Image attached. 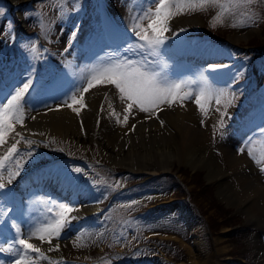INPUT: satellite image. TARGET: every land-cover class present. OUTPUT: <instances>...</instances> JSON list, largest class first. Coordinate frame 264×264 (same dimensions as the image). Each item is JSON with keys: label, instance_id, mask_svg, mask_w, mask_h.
<instances>
[{"label": "rangeland", "instance_id": "rangeland-1", "mask_svg": "<svg viewBox=\"0 0 264 264\" xmlns=\"http://www.w3.org/2000/svg\"><path fill=\"white\" fill-rule=\"evenodd\" d=\"M137 3H140L138 10H143H137L132 15L131 8ZM149 5H153L155 10L152 0H42L36 3L23 12L31 37L13 34L10 21L0 30V88L11 91L14 84H22L23 77L34 65L35 76L40 78L36 85L37 91L28 96L25 107L37 110L49 105L47 102L44 105L48 92L45 85L54 75L66 81L60 85V92L54 102L67 100L81 85L86 87L87 79L95 70L107 66L111 57L140 59L138 55L124 51L135 39L132 33H126L121 40H116L112 39L109 29L114 24L116 30L112 32L120 33L119 21L126 22L127 19L128 24H132L134 17ZM120 8L127 11L123 13L125 16H117L122 20L112 13L114 9ZM2 16L4 12L0 18ZM173 18L187 21H179V25H176L177 20L173 21ZM170 21V29L179 26L190 36L209 37L229 46L264 47V0H251L239 6L232 0H217L216 3L200 6V0H197V10L181 12ZM142 24L147 28L149 21L144 20ZM77 26L79 30L73 48L65 53L69 36ZM148 32L151 34V29ZM24 44L38 47L37 59H32L30 53L22 47ZM195 46L197 43L192 47ZM202 46L218 47L213 42H204ZM80 47L83 48L78 52ZM159 52L158 57L147 55L150 70L160 73L169 82H192L183 91L197 92L202 76H206L217 89L226 85L213 82L210 76L218 80L223 78L233 85L220 105L213 99L206 106V114L195 103V95L183 103L176 101L171 105L161 104L148 114L140 112L138 108L133 109L140 113L141 118L146 116L142 119L154 120L163 130L162 133L166 134L161 142L146 140L143 145L139 142L140 157H167L172 161L171 170L176 169L175 176L159 174L137 183L143 176L136 177L126 172L121 161L109 158L94 135L86 137L85 147H80L74 139L70 140L62 134H43L40 141L22 133L25 140L34 142L31 148L24 140L17 145L24 160L28 161L22 172L29 165L46 160V164L60 169L64 175L76 176L77 182L84 185L86 191L100 196L98 210L101 211L86 219L76 236L69 241L62 240L63 258L47 264H190L201 261L202 255L205 256V264H264V193L261 192L264 191V135L261 134L262 127L258 126L264 117V53L253 56L251 53L231 52L232 63L223 65L216 72L209 71V76L200 66L182 65L173 68L165 59L162 48ZM252 71L255 74L250 75ZM253 75L256 82L252 80ZM112 86L105 84L90 89L84 94V97L87 96L85 103L100 104L101 107L108 100L106 94L108 98L111 90L115 91L113 99L116 102L120 94ZM228 100H231L230 104ZM122 102L125 106L129 103L126 100ZM180 110L191 113L194 117L193 128L196 126L202 130L205 133L204 139L191 136L183 144L177 143L181 139L176 136L175 124L172 125L168 118ZM221 112L227 115L222 117ZM76 115L74 118L83 134L84 126L82 129L79 122L81 113ZM99 118L94 113L92 121L95 125L100 124ZM221 119L224 120V127L220 126ZM109 126L113 128L114 124ZM15 139L19 140L20 137L13 138V141ZM146 142L154 143V148H147ZM1 149L4 150L3 147ZM241 149L244 151L241 152ZM29 150L35 154L31 159L25 155ZM249 150L253 155H249ZM206 152L207 159L214 158L213 163L216 161L225 173L222 183L218 179L207 180V168L195 164ZM65 156L86 159L90 170L86 172L80 166L62 162L59 157ZM242 157L246 160L245 164H234L237 161L234 158ZM76 167L83 172L73 173L71 169ZM4 192H8V188ZM84 202L81 199L78 203ZM0 207L9 209L2 195ZM22 208V215L34 216L38 221L50 219L55 212L49 211L53 205L43 197H27ZM8 215L12 216L10 212ZM92 219L96 222L94 226L89 225ZM16 222L22 227L27 226L26 231L34 230L26 222ZM6 223L10 225L11 221ZM192 227L196 228L198 235L192 234ZM9 232L14 233L10 227H3L0 234V243L5 247L8 244L7 238H10ZM13 235L10 239H13ZM32 239L30 243L42 247L40 240ZM44 245V252L47 253L48 243L44 242ZM198 250L202 253L201 258L197 256ZM15 258L11 253L0 252L3 264H12Z\"/></svg>", "mask_w": 264, "mask_h": 264}, {"label": "snow or ice", "instance_id": "snow-or-ice-1", "mask_svg": "<svg viewBox=\"0 0 264 264\" xmlns=\"http://www.w3.org/2000/svg\"><path fill=\"white\" fill-rule=\"evenodd\" d=\"M216 2L217 0H200V6H207V4ZM232 2L239 6L243 3H250L251 0H232ZM152 3L155 4V10L149 6L134 17V22L129 31L134 35L135 39L124 49L125 52L138 55L140 59L111 57L107 66L100 70H95L91 77L87 79L86 87L81 85L79 89L72 92L67 100L63 101L74 113L79 115L80 111L86 107L85 93L89 92L90 89L105 84L113 85L118 90L120 99L129 102L125 109L126 114L123 116L124 123H127L129 114L134 108H138L140 112L148 113L158 108L161 104L171 105L176 101L183 103L185 100H191L193 95H195V103L201 112L206 114V106L213 99L217 105H220L221 100L229 95V86L217 89L209 83L206 76H202L201 86L197 92L193 93L191 90L183 91L192 82H169L162 78L160 73L150 70L147 55L153 57L160 55L159 50L166 44L168 39L165 33L171 31L169 21L172 17L184 11L197 10V0H152ZM0 15H3V10H0ZM144 20L149 21L147 28L143 27L142 22ZM148 29H151V34H149ZM78 30L77 26L76 30L71 32L68 45L64 49L65 53L73 48ZM180 31L185 30L181 29ZM173 35H178V33H173ZM22 47L30 53L33 60L38 58L39 49L37 46L24 44ZM209 67L210 71L216 72L220 67L224 66L211 65ZM34 76L35 67L33 65L23 77L22 84H14L11 91H5V89L0 88V97H3V99H0V147L5 149L4 153L0 154V195L20 175L24 165L28 162L24 160L17 145L24 140L31 148L34 143L31 140H25L22 133L16 131L17 124L23 126L28 96L37 91ZM45 87L57 90L60 87L59 76H52ZM69 100L71 101L70 103ZM228 103L230 104L231 100H228ZM74 105H79V107ZM101 111H103V105L101 106ZM112 114L118 118V114L114 110ZM226 115V112H221L222 117ZM219 123L221 127H224L223 119ZM161 124L163 125V121H161ZM81 128L83 129V122H81ZM132 129H135V125L132 126ZM13 133L20 139L9 145L8 139ZM261 134L264 135V130H262ZM40 135H43V133H40ZM243 151L244 149H241V152ZM25 155L31 159L35 154L29 150ZM249 155H253L251 150H249ZM13 168L15 169L14 171L12 170ZM71 171L76 174L83 172L78 167L71 169ZM5 172L7 173L6 181ZM133 203L136 202L133 201ZM56 207L59 211H55L49 221L28 234H24L21 226L8 215V212L11 211L10 209L6 210L0 207V226L10 227L15 230V237L8 242L7 247L0 243V252L11 253L16 257L12 264H34L37 257L44 258L41 248L29 242L33 237L42 243L47 242L50 245L49 251L59 249L58 244L53 245V239L58 240L63 231L71 227L74 220L79 219L78 216L72 215V213L78 212L79 209L64 203H59ZM49 211L53 210L50 209ZM9 220L11 221L10 225L6 223ZM3 227H0V234L3 232ZM17 245L19 247H16ZM0 264H3V261H0Z\"/></svg>", "mask_w": 264, "mask_h": 264}, {"label": "bare ground", "instance_id": "bare-ground-1", "mask_svg": "<svg viewBox=\"0 0 264 264\" xmlns=\"http://www.w3.org/2000/svg\"><path fill=\"white\" fill-rule=\"evenodd\" d=\"M139 4L140 3H137L131 8L132 15L134 13H136V11L138 10ZM154 7H155V5H154ZM141 10H143V9H141ZM126 12L127 11L123 8H120L119 10L114 9L112 11V13L116 17L117 16L120 17L123 13H126ZM132 15H130V17ZM127 17L129 20V16H127ZM118 19L122 20V18H118ZM123 19H125V18H123ZM175 20H177L176 25H179V24H177L179 21L180 22L187 21V20H184L182 18H177V19L173 18V21H175ZM131 21H133V20H131ZM170 22H172V21H170ZM132 24H131V22L128 24L127 19H126V22H120L119 21L118 22V26H119L118 31L120 32V34L122 36H124L126 33H130L129 35H131V32L129 31V29L131 28ZM172 25H174V24L172 23ZM121 26H123V27H121ZM180 30L181 29H176L175 32L178 33V35L173 36L174 38H179L180 33L187 34L186 31H180ZM172 31L165 33V36L170 38L172 35ZM167 42H168V40H167ZM168 45H169V43H168ZM186 45H188V43H185V45H183V51H184V53L187 54L189 51V49H188L189 46H186ZM82 48L83 47H80L78 52ZM197 57H199V56H197ZM101 68H99L98 70H100ZM78 72H80V71H78ZM99 89H101V87ZM114 92H113V90H111L110 93L108 94L109 95L107 98L108 100L105 102V104H103V111H101V107H100L101 112H100V115H98V116H100L99 119H101L100 124L98 123L100 128H98L99 127L98 124L95 125L94 124L95 122L93 123V121H92V120H94V110L96 109V107H95L96 104H92V103L89 104L88 103V104H86V107L81 110V114L83 117V126H84V129H83L84 133L82 134L80 132L79 127H78V124H77L78 122H76V120L74 118L75 113L72 111V109L69 108L66 104H64L62 102V100H57L56 102H54V101L52 102V101L48 100V101H46L47 104H49L48 106L41 107L37 110L28 109V111H26L27 118L24 119L23 126L17 124L16 125V131L23 133L26 137H29L33 140H37V139L42 138V135H40V133H43V134H47V133L48 134H62L64 136H68L70 140L74 139L75 144H77L80 147L82 145L84 146V144H85L84 140L86 137L88 138V137H92L94 135V136H97L96 139H99L98 143L104 147V149H105L104 152L108 155V157L111 159L116 158L118 161H121L123 163V165L126 166V168L130 171L136 172V171H142L143 170V171H149V172L155 173V172L160 171V170L161 171L170 170L172 167V161L168 160V158L165 156H162L159 158L150 156L149 158L143 159L139 155L140 154L139 142L140 143L142 142V145L146 140H148V141H154L155 140V141L161 142L163 140V136H165L166 134L162 133L163 130H160V128L157 126V124L155 122H153L154 120L148 121L147 119H142V118H145L146 116L141 118V116L139 115L140 113L138 111L133 110L131 112V114H129V119H128L127 123H124L123 122V116L126 114L125 109L127 106H125V104H123L122 100H120L119 98L117 99L116 102H114V99H113L114 98L113 97ZM103 94H105V93H103ZM86 97L87 96H85V98ZM101 98H103V97H101ZM46 102L44 104H46ZM109 105H111V107H109ZM74 106L79 107L77 105H74ZM113 110L115 111V113L118 114L119 122H118L117 116L112 114ZM157 111H158V109H157ZM146 114H148V113H146ZM76 116H78V115H76ZM192 118H194V117H192L191 113L188 110H180L178 112L176 111L175 113H173V115H171L168 118L170 120V122L172 123V125L175 124L173 126H175V129H176V136H179L181 139L179 142L177 141V143L183 144L184 140L187 139L188 137H191V136H193V137L197 136V137H200L201 139H204L205 133L202 130L197 129L196 126L193 128ZM157 120H156V122H157ZM184 121H186V122H184ZM144 122H146V123H144ZM110 124L111 125L114 124V127L112 128V126H109ZM107 125L109 126V128ZM133 125H135L134 130L132 129ZM15 137L16 136L13 133L12 136L8 139L9 145L12 142H14L13 138H15ZM101 137H104V138H101ZM43 139H46V138H43ZM89 140H91V139H89ZM1 148L2 147H0V154H3L5 149L2 150ZM147 148H150V149L154 148V143H147ZM207 156H208L207 152L202 154L200 156V158L195 161V164L198 163L202 167L207 168V175H206L207 180L210 181L213 179L214 180L218 179L217 181H219V183H222L221 180L223 179V175L225 173L222 172L220 165L216 161H215V163H213L214 158H212V160L211 159L209 160V159H207ZM234 159L237 160L234 163L237 165L245 164V162H246V160L243 159V157L242 158H234ZM51 175L57 177V172L53 168L47 167L46 165L45 166L44 165L39 166L37 168L31 167V169L28 170L23 176H21V178H19L18 180L15 181L16 185H12V187H11V193L13 194L12 200H18V199L26 197V196H31L35 199L36 196L38 195V193L34 190V189H36V186H34L32 183V186H33L32 190L25 191L26 190V188L24 186L25 182L32 180V181L36 182L37 184H41V185L48 187L49 183H51L50 179H53L51 177ZM59 175H60V173H59ZM253 177H255L254 173H253ZM62 179L66 180V178H64V177ZM72 181L74 182V178H72ZM70 185L73 186L74 184L72 182H70ZM50 187H51V185H50ZM261 192L264 193V191H261ZM26 193H28V195ZM50 198L52 201H54V203L56 205L59 203H64L63 201L60 202L59 200H57L58 198L56 197V195H53V198L52 197H50ZM94 208H96V206L95 207H93L92 205L82 206L80 208V211L83 212L82 213L83 216H87L88 213L90 211H93ZM21 213L22 212L17 213V214H21ZM27 220H29V217L25 218V222H27ZM33 220L35 221L36 219L34 218ZM40 226H43V225H40ZM26 227L21 226L22 232L24 234H28L30 232V231L25 230ZM33 228L35 230L37 227H33ZM33 228H31V229H33ZM192 228H193L192 230L190 229V231H192V234L198 235L199 233L196 231V228H194V227H192ZM33 239H35V237H33ZM52 243H53V245L58 244L59 249L58 250L53 249L52 252H50L48 250L47 253L52 254L53 256H56L58 254L59 255L62 254L61 253V249H62V245H63L62 241L53 239ZM42 244H43L42 247L44 248L45 245H44V243H42ZM48 246L50 248L49 244H48ZM201 254H200V250H198L197 256L199 258H201L200 257ZM45 260L49 261L50 258L46 257ZM205 260H206L205 256L202 255L201 261L200 260H199V262L196 261L197 263L191 262L190 264H205V262H206ZM239 261H241V260H239ZM42 263H44V262L43 261L40 262V261H36V260L34 261V264H42ZM236 264H239V263H236Z\"/></svg>", "mask_w": 264, "mask_h": 264}, {"label": "water", "instance_id": "water-1", "mask_svg": "<svg viewBox=\"0 0 264 264\" xmlns=\"http://www.w3.org/2000/svg\"><path fill=\"white\" fill-rule=\"evenodd\" d=\"M33 1H36V0H33ZM32 2V1H31ZM20 9V7H17V10H19ZM11 15L15 18V15L14 14H12V12H11ZM17 16H18V14H17Z\"/></svg>", "mask_w": 264, "mask_h": 264}]
</instances>
